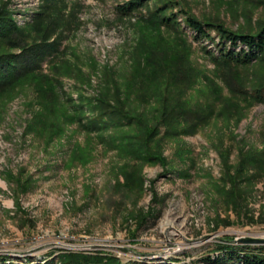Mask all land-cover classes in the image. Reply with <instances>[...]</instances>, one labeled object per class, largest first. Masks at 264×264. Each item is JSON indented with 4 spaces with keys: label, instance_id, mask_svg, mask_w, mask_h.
I'll return each mask as SVG.
<instances>
[{
    "label": "rangeland",
    "instance_id": "1",
    "mask_svg": "<svg viewBox=\"0 0 264 264\" xmlns=\"http://www.w3.org/2000/svg\"><path fill=\"white\" fill-rule=\"evenodd\" d=\"M5 1L20 28L31 24L44 4L0 0V5ZM126 1H66L62 15L76 26L63 33L62 48L69 49L60 66L63 72L67 65L78 67L85 79L77 71L60 76L59 105L70 98L75 105L86 104V115L93 117L88 99L101 89L107 67L124 89L142 41L181 48L183 37L192 81L182 103L213 113L190 135L167 137L161 127V142L152 146L162 159L137 165L97 142L94 133L91 140L78 123L57 119L43 107L36 85L24 84L12 97L0 98V258L7 264H62V256L78 254L91 261L115 256L123 264H208L228 252L252 253L264 246L259 243L264 241V103L233 95L223 81L225 74L239 77L251 90L264 82V63L216 69L204 50L216 51L214 45L195 39L184 13L245 32L264 19V6L242 0H178L181 5L168 11L176 14L184 35L179 37L136 21L149 16L156 0L132 20L120 18L116 10ZM211 34L217 38L215 31ZM43 69L51 74L47 61ZM158 93L166 95L164 83L147 98L148 105L156 107ZM41 116L46 125H40ZM60 127L65 131L49 140L46 131ZM136 166L141 167V192L124 186L125 169Z\"/></svg>",
    "mask_w": 264,
    "mask_h": 264
},
{
    "label": "trees",
    "instance_id": "2",
    "mask_svg": "<svg viewBox=\"0 0 264 264\" xmlns=\"http://www.w3.org/2000/svg\"><path fill=\"white\" fill-rule=\"evenodd\" d=\"M43 1L42 10L25 28L18 27L14 22L8 10L7 1L0 5V98L12 97L17 88L24 84L36 85L43 107L48 106L52 114H57V119H61L64 124L78 123L91 140L94 133L97 142L113 147L128 160H136L137 165L162 159L161 151L152 146L156 140L161 142L158 140L161 127L165 129L167 137L190 135L213 113L212 109L208 112L206 107L200 108L201 110H192L182 103L187 84L192 80L187 75L189 72L187 42L180 32L176 14L168 11L173 6L181 5L178 0H156L158 4L154 10H149V16L138 18L136 21L148 29L158 31L164 29L178 35L186 44L178 42L181 46L179 48L177 45L173 47L160 40L142 41L140 57L136 56L130 80L124 89L114 80L112 75L114 71L107 67L108 76L106 74L102 76L101 89H98L93 99H88L90 109L96 113L93 117L86 115V104L75 105L70 98L63 100V105L60 106V98L63 95L59 77L79 74L85 79V75L76 66L74 68L72 65H67L66 72H63L60 66L65 62L62 57L69 49L67 45L62 48L63 33L66 29L76 26L73 18L68 20L62 15L67 0ZM150 1L152 0H128L118 5L116 10L120 18L132 20L136 17L135 14L149 8ZM242 1L264 6V0ZM184 13L186 26L196 33L195 39H205L214 45L216 51L212 52L207 48L204 50L216 69L234 71L236 68L264 63V19L255 23L254 30L244 32L232 30L218 21L200 20L187 11ZM54 15L57 18H54ZM212 31L216 32L217 38L212 36ZM46 61L50 66V75L43 71V64ZM223 81L233 95L242 94L254 102L264 103V82L249 90L242 78L235 79V76L228 77L225 74ZM85 82L90 84L91 80H84L83 83ZM163 83L166 95L162 97L158 96V93L155 95L159 99L156 107L148 105L147 98L152 96L155 89ZM217 89L214 88L216 93ZM237 90L240 94L236 93ZM168 92L172 95L168 96ZM132 104L137 105L130 108ZM141 107H143L142 110ZM60 110L62 114L58 115ZM41 119L40 125L45 124L42 116ZM64 131V128L60 127L52 131L48 129L46 132L49 134V140L52 141L55 136L61 135ZM124 175L127 180L125 187L142 191L141 167L136 166L131 170L127 167ZM227 241L225 242L228 243ZM229 246L236 245L225 244L224 247ZM243 247L248 249L250 246ZM257 249L256 252L239 255L228 252L215 262L209 259L208 264H264V246H259ZM89 258L81 254L65 255L61 257L60 262L88 264L86 262L94 261V264H123L115 256L106 259L96 257L97 259L92 261ZM6 261V258H0V264H7Z\"/></svg>",
    "mask_w": 264,
    "mask_h": 264
},
{
    "label": "water",
    "instance_id": "3",
    "mask_svg": "<svg viewBox=\"0 0 264 264\" xmlns=\"http://www.w3.org/2000/svg\"><path fill=\"white\" fill-rule=\"evenodd\" d=\"M256 240H244L243 242H247V243H249V242H255ZM258 241H256V243H257ZM259 243H264V241H260Z\"/></svg>",
    "mask_w": 264,
    "mask_h": 264
}]
</instances>
